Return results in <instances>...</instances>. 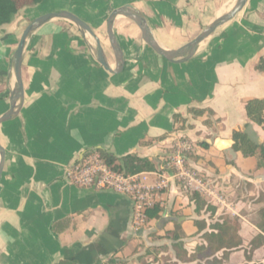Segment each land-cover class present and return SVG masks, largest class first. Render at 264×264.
Returning a JSON list of instances; mask_svg holds the SVG:
<instances>
[{"label":"crops","instance_id":"1","mask_svg":"<svg viewBox=\"0 0 264 264\" xmlns=\"http://www.w3.org/2000/svg\"><path fill=\"white\" fill-rule=\"evenodd\" d=\"M222 1L44 0L22 8L12 23L0 27V116L10 108V91L16 84L12 57L23 26L36 17L70 10L91 25L104 20L106 25L113 9L132 4L159 44L176 49L210 23L207 15ZM55 21L29 38L23 106L12 120L0 124V143L6 148L0 183V264H56L64 259L109 264L112 258L141 264L138 257L149 246L168 243L162 237L175 229L176 221L182 223L186 248L192 253L204 243V231L195 221L205 220L209 229L223 214L241 218L244 238L243 246L223 264L263 262L264 245L255 250L252 261L246 254L260 232L250 217L261 207L255 200L264 187V168H257L255 157L233 149L232 135L245 130L264 144V129L250 122L246 112L248 100L264 99V72L256 69L264 55V6L216 30L191 60L182 63L156 54L135 22L118 16L114 29L126 61L121 73L106 70L95 59L94 44L77 26L66 29ZM108 61L115 67L114 55ZM190 107L211 108L214 125H205V117L195 118ZM176 113L187 119L186 129H176ZM164 134L169 136L141 145ZM179 140L193 146L188 167L228 193L221 194L223 203L205 196L217 206L214 216L206 208L197 212L189 192L172 180L144 228L135 232L128 197L109 189L79 187L67 176L69 167L99 149L119 157L137 153L156 159L154 171H164ZM202 141L209 147L200 145ZM192 153L195 158L189 156ZM164 156L166 163L157 159ZM142 241H151L144 252L137 246Z\"/></svg>","mask_w":264,"mask_h":264},{"label":"trees","instance_id":"2","mask_svg":"<svg viewBox=\"0 0 264 264\" xmlns=\"http://www.w3.org/2000/svg\"><path fill=\"white\" fill-rule=\"evenodd\" d=\"M44 0H0V27L10 24L24 7H36L43 3ZM256 69L264 72V55L260 58ZM188 112L195 118L204 119V124L212 127L215 122V112L211 108L190 107ZM246 112L250 122L256 123L264 129V99L253 98L246 102ZM177 130L186 129L187 119L181 113L173 116ZM169 134H164L154 138L148 142L142 141L141 145H148L156 140H163ZM203 147H209L207 142H200ZM232 147L235 151L241 152L244 157H255L257 159V168H264V144L258 143L245 130H235L232 135ZM105 162L113 169L123 172L126 175H135L146 171H154L156 169V159L141 157L137 153L125 156H117L114 152L99 149ZM190 157H196L194 153L189 154ZM161 162L166 163L167 157H158ZM191 200L195 201L196 211L206 208L214 216L217 206L208 202L206 197L198 191L188 193ZM261 204V207L255 212L253 222L260 229V232L250 241L249 249L246 254L248 261L253 260L255 250L264 245V190L255 200ZM153 210V209H152ZM149 210V214L152 213ZM195 224L200 231H204L202 238L204 243L198 245L194 252L190 253L186 248V238L182 223L176 221L175 229L167 232L162 238L168 240V243L154 244L148 247L143 255H139V259L143 264H223L230 254L244 244V238L241 233L242 221L238 216L223 214L215 221L211 222L207 229L206 221L196 220ZM174 252V257L171 255ZM221 253V254H219ZM154 256L152 261L145 260L146 257ZM109 264H128V261L117 260L112 258ZM56 264H76L73 261L64 259ZM255 264H264L263 262Z\"/></svg>","mask_w":264,"mask_h":264},{"label":"water","instance_id":"3","mask_svg":"<svg viewBox=\"0 0 264 264\" xmlns=\"http://www.w3.org/2000/svg\"><path fill=\"white\" fill-rule=\"evenodd\" d=\"M248 2L249 0H237L234 6L229 11L221 16H217L212 19L210 23L206 27H204L203 30L194 39L188 41L186 44L176 49H167L159 44V42L154 37L146 18L137 7L132 4L117 7L112 10L106 21L107 34L115 57V67H112L110 65L101 40L96 35L90 24L80 18L77 14L70 10H61L40 15L31 20V22L26 26L19 40L17 49L12 57V68L16 77V84L10 91V108L0 116V124L12 120L19 114L23 106V61L27 42L35 31L52 20L65 19L72 22L75 26H77V28L80 29L85 38L87 37V33L91 34L96 40V46H91L95 59L106 70L113 73H121L126 66V61L123 48L114 31L116 18L120 14H124L125 17L131 19L137 24L141 31L143 41L150 48H152L156 54L170 62L182 63L191 60L198 52L200 46L208 38H210L219 27L234 20L236 16L244 10ZM5 165L6 148L0 143V183L2 181ZM71 260L74 262L77 261L76 259Z\"/></svg>","mask_w":264,"mask_h":264},{"label":"built area","instance_id":"4","mask_svg":"<svg viewBox=\"0 0 264 264\" xmlns=\"http://www.w3.org/2000/svg\"><path fill=\"white\" fill-rule=\"evenodd\" d=\"M192 150L189 141L179 140L172 147L167 162L169 170L146 171L135 175H126L113 169L99 151H89L80 162L68 168L67 176L79 187L109 189L128 197L133 206V229L140 232L148 221L149 210L156 208L172 180H177L185 192L198 191L210 200L223 203L218 187L188 167L187 154Z\"/></svg>","mask_w":264,"mask_h":264},{"label":"rangeland","instance_id":"5","mask_svg":"<svg viewBox=\"0 0 264 264\" xmlns=\"http://www.w3.org/2000/svg\"><path fill=\"white\" fill-rule=\"evenodd\" d=\"M236 1L237 0H223L222 2H221V4H220V6H219V9H224V12H227V11H229L233 6H234V4L236 3ZM260 5H262V6H264V0H249V2H248V4L246 5V7L244 8V10L242 11V12H240L237 16H236V18L234 19V20H237V19H240V18H242V17H245V16H247V15H249V14H252L253 13V11L254 10H256L257 9V7L258 6H260ZM218 9V10H219ZM218 10L217 11H212V12H210L207 16H209V20H212V19H214L215 17H217L218 16ZM104 20V19H103ZM234 20H232L231 22H229V23H227V24H225V25H223V26H221V27H219L217 30H218V32H220L222 29H224V28H227V26H229L230 24H232V22H235ZM31 21H29V22H27V24H26V26L30 23ZM55 22H61V23H63L64 24V27L66 28V29H72L73 28V26H75L73 23H68V21H65V20H61V19H57V21H55ZM92 28L94 29V31H95V33H96V35L100 38V40H101V43H102V45L104 46V49H105V51H106V53H107V55L108 56H111V57H113V50H112V47H111V45H110V42H109V38H108V34H107V29H106V25H105V20L104 21H99V24H93L92 25ZM23 29H25V26H23ZM74 29V28H73ZM77 29V28H76ZM78 30V29H77ZM203 30V29H202ZM79 31V30H78ZM114 31H115V29H114ZM200 31V30H199ZM198 31V32H199ZM201 32V31H200ZM199 32V33H200ZM77 34H78V32H77ZM116 34V33H115ZM197 36V33L196 32H194L191 36H190V39L189 40H192V39H194L196 36ZM214 35V34H213ZM87 37H88V39L91 41V43L92 44H94V46H96V40H95V38L91 35V34H89V33H87ZM208 40H210V38L209 39H207V41ZM207 41H205V42H207ZM188 166H189V164H188ZM264 190V187L262 188V191ZM225 191H226V189L225 190H220L219 189V193L220 194H228V193H225ZM245 193H247V191L245 190L244 191ZM254 212H256V211H254ZM251 213H252V211H251ZM254 217H250V219L252 220V221H254L255 219H253ZM154 239H161V238H159V237H157V236H154L153 237ZM161 241V240H160ZM148 243H150L151 241H147ZM147 242H145V241H142L141 243H139L137 246H138V248L139 247H141V250L140 251H145L146 249H145V247H146V244H147ZM161 244V243H160ZM134 264V263H133ZM141 264H143V262H141Z\"/></svg>","mask_w":264,"mask_h":264},{"label":"bare ground","instance_id":"6","mask_svg":"<svg viewBox=\"0 0 264 264\" xmlns=\"http://www.w3.org/2000/svg\"><path fill=\"white\" fill-rule=\"evenodd\" d=\"M225 13H226V12H224V9H222L221 12L218 13V16H221V15H223V14H225ZM119 16H121V17H125L124 14H120Z\"/></svg>","mask_w":264,"mask_h":264},{"label":"flooded vegetation","instance_id":"7","mask_svg":"<svg viewBox=\"0 0 264 264\" xmlns=\"http://www.w3.org/2000/svg\"><path fill=\"white\" fill-rule=\"evenodd\" d=\"M90 26L92 27V25L90 24ZM93 29V28H92ZM106 29H107V26H106ZM94 30V29H93ZM95 32V31H94ZM104 47V46H103ZM114 54V53H113ZM106 55H107V53H106ZM107 57H108V55H107Z\"/></svg>","mask_w":264,"mask_h":264}]
</instances>
